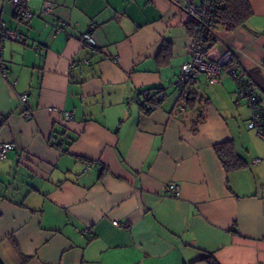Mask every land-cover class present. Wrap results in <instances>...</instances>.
Listing matches in <instances>:
<instances>
[{
  "label": "crops",
  "instance_id": "1",
  "mask_svg": "<svg viewBox=\"0 0 264 264\" xmlns=\"http://www.w3.org/2000/svg\"><path fill=\"white\" fill-rule=\"evenodd\" d=\"M248 2L244 25L211 48L231 53L219 81L187 87L207 100L197 109L173 86L190 59L184 0H30L29 20L0 0V32L18 35L1 39L0 144L14 143L0 160L3 264H207L202 252L264 264V138L233 77L264 115V0ZM91 25L94 53L80 41ZM142 90L163 93L149 112ZM224 141L246 167L225 171Z\"/></svg>",
  "mask_w": 264,
  "mask_h": 264
},
{
  "label": "built area",
  "instance_id": "2",
  "mask_svg": "<svg viewBox=\"0 0 264 264\" xmlns=\"http://www.w3.org/2000/svg\"><path fill=\"white\" fill-rule=\"evenodd\" d=\"M30 0H10L14 7V11L17 17L22 20H29L33 16V11L29 6ZM215 0H198L194 2L193 0H184V8L191 20L195 21L194 32L191 35V42L189 45L190 59L184 61L180 66L179 74L173 82L174 88L178 91L181 96H184L187 92V87L190 83L195 81L199 76H203L206 83L214 84L219 81L225 66L231 60V53L229 50H224L218 57H214L211 49L205 47L203 43V32L205 24L208 22L211 11L213 8ZM52 6L46 3L43 6L42 13L50 14L52 12ZM91 25L80 37V41L83 45L90 47L91 52H96V41L92 35ZM3 37H9L12 39H17L18 35L13 31L4 30L2 25V30L0 32V56H1V39ZM85 64L90 62V59L83 60ZM0 72L6 76V68L4 63L0 60ZM233 77L238 84L237 96L244 97L247 99L250 108V118L247 122V127L253 129L256 133L264 138V116H262L261 109L257 103V96L254 93L253 85L245 80L241 73L233 72ZM152 94L149 90H142L136 96V100L140 103L144 101L145 98ZM155 98L161 100L163 98L162 92H155ZM28 96L27 94L18 95V108L23 117H29L30 112L27 110ZM64 119H71V112L65 111L63 113ZM14 148L13 142H3L0 144V160L6 158L8 151ZM258 160L253 159V163ZM165 191L171 196H177L179 194V185L175 182H170L165 186ZM113 225L121 226L123 228H128L129 224L127 222H119L117 220L112 221Z\"/></svg>",
  "mask_w": 264,
  "mask_h": 264
},
{
  "label": "trees",
  "instance_id": "3",
  "mask_svg": "<svg viewBox=\"0 0 264 264\" xmlns=\"http://www.w3.org/2000/svg\"><path fill=\"white\" fill-rule=\"evenodd\" d=\"M251 14L252 11L248 0H215L210 18L204 27L203 43L205 47L211 49L214 45L223 43L231 32L244 25ZM191 22V33L193 34L195 21L192 20ZM182 101L186 106L196 107L197 109L201 105L207 103L206 99L191 96L188 91L182 96ZM158 102L159 100L155 98V92H153L149 97L145 98L144 101L140 102L139 105L145 108L146 112H149ZM257 103L259 104L258 97ZM191 128L195 130L196 124ZM214 150L227 172L244 168L248 164L247 161L235 151L232 141L216 143L214 145ZM198 260L204 261L207 264H218L212 254L207 252H202ZM0 264H3L1 259Z\"/></svg>",
  "mask_w": 264,
  "mask_h": 264
}]
</instances>
